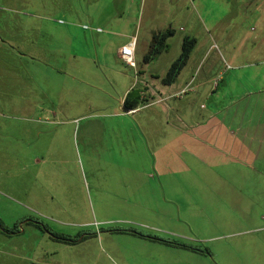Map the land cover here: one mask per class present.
Segmentation results:
<instances>
[{
  "label": "rangeland",
  "instance_id": "obj_1",
  "mask_svg": "<svg viewBox=\"0 0 264 264\" xmlns=\"http://www.w3.org/2000/svg\"><path fill=\"white\" fill-rule=\"evenodd\" d=\"M0 11L33 14L43 31L31 111L0 101V264H264V220L246 218L264 205V0H0ZM168 26V52L141 63L149 31ZM138 28L135 68L141 63L147 76H164L184 36L196 40L180 76L193 78V91L178 86L163 119L113 110L140 82L116 59L115 39L134 30L137 38ZM166 122L178 128L177 173L139 180L131 167L122 185L96 158L111 133L86 132L138 124L137 142L128 151L125 139L124 148L135 156L147 139L150 155L155 126ZM218 122L230 133L222 160L210 165L202 140ZM217 165L221 177L207 175ZM125 231L179 246L143 245Z\"/></svg>",
  "mask_w": 264,
  "mask_h": 264
},
{
  "label": "crops",
  "instance_id": "obj_2",
  "mask_svg": "<svg viewBox=\"0 0 264 264\" xmlns=\"http://www.w3.org/2000/svg\"><path fill=\"white\" fill-rule=\"evenodd\" d=\"M153 31L155 30H150L148 33V42L150 41L151 33ZM37 32L41 34L43 31L41 27H37L35 16L33 14H20L14 13L13 11L2 13V11H0V101L2 100L3 105L5 107L11 108L14 112L16 110L19 113L28 114L31 111L29 110L30 101L32 100V97L34 95V77L32 75L34 70V60L32 55L37 49V44L35 41ZM138 34L139 28L137 29L135 53L137 51L139 43ZM133 36L136 37L135 30L129 31L125 34H121V39H115V43L113 42L114 54L116 59L121 61L124 66H127L129 68L132 67L128 66L119 57L118 51L120 47L123 46ZM145 50L146 48L142 50L141 57ZM168 50L169 43L167 50L162 52L158 56H161L162 54L168 52ZM137 65L139 67L138 69H132L134 72V76L140 78V82H138V86L137 84H131L124 89L123 93L121 94L119 106L113 108V110L117 112V117L130 119L132 118V116L140 114L143 111L152 110L156 115H159L160 119H163V115L171 110V106L167 101L174 97L175 94L173 92L176 91L178 86H180V93L183 91L185 93L186 90L191 92L193 91L192 77L187 80L180 79V76L182 74L181 72L184 68L181 70L177 79L173 83L165 85L167 89L163 90L159 89V87L157 86V81L161 83L160 79L162 76L158 74H148L149 76H147L144 73V66L140 63H137ZM219 79L220 81H222L223 75H220ZM214 85V87H210V92H206L207 97L211 96L212 91H216L218 82ZM131 88H138L140 90V96L141 99L144 100V102L140 103L133 109H129L131 112H128L123 106V98ZM245 96V94H243L242 96L240 95V97L243 98ZM16 105L17 107H15ZM121 106L125 110L124 112H119ZM44 109H46V107H39L40 111ZM158 125L159 132L155 133L156 136H159L160 138H158V141H156L155 143V150H152L151 154L148 155L147 151L149 143L147 139H144L140 143L143 145L142 149L140 151L138 149V153L135 154V156H129V152L126 153V150L124 148V145L126 143H124L123 141L126 139V142H128L129 140L130 144L127 146L129 151L132 146L131 142H133V138L134 141L137 142L135 137H138V133L136 132L138 130V124L122 123L105 125L103 124L102 127H100L99 125L86 126V132L94 131L98 132L99 135L100 131L104 132L108 130L111 133L112 140L110 142L112 144H109L105 149L101 148V150L106 154L99 153L98 157L96 158L99 160L98 165L103 167V165L107 163L111 168H113V172L117 176L116 185H122L124 183L123 181L125 176H127V178H131V167L134 168V175L139 180H141L142 178H161L167 174L177 173L176 169L173 166V155H175L174 147L176 146V142L179 139L178 128L176 126L169 125L166 122V128L164 124L157 123L155 129L158 127ZM149 126L153 128L152 124H149ZM146 128L148 129V127ZM174 130L176 131L174 132ZM228 133L230 132L226 131L225 125L221 122L210 124L205 128L204 138L202 140L204 146L205 163H210V165H212V162L214 161V163L218 164L216 162V159L219 162L222 160V154H224L225 151L226 138ZM125 135H127L128 137ZM146 136H151V134H147ZM113 139L115 142L114 144ZM118 140L120 146L117 149L116 144ZM165 146L166 150L164 148ZM144 149L146 150L145 153ZM107 154L108 157H106ZM133 162L136 163L133 164ZM148 162L149 164H147ZM218 167L221 168L220 165H217L215 168L209 170V173L207 175L217 173V175L221 177V174H219L221 173V171H217L219 169ZM256 205L259 208V205ZM258 208H253L254 212L249 213L246 218L252 220V218L255 217L256 220H264V215L262 214L264 213V205L261 207V213L258 211ZM252 230L255 229L253 228ZM125 233L129 237L138 240L143 245L151 243L162 244L176 248L179 246L176 243H171L169 241L158 239L156 237L139 235L138 233H135L133 231H125ZM83 238H81V240ZM60 240L65 241L63 239ZM128 264L134 263L132 261ZM138 264L147 263L139 262Z\"/></svg>",
  "mask_w": 264,
  "mask_h": 264
},
{
  "label": "trees",
  "instance_id": "obj_3",
  "mask_svg": "<svg viewBox=\"0 0 264 264\" xmlns=\"http://www.w3.org/2000/svg\"><path fill=\"white\" fill-rule=\"evenodd\" d=\"M174 34L175 29L170 26L161 30L153 31L146 50L142 55L141 63H149L159 54L166 51L168 48V40ZM195 44L196 40L194 37L186 35L182 38L178 56L170 63L164 76L160 79L162 84L169 85L177 79L181 70L186 66ZM142 102H144V100L141 99L140 90L138 88H131L123 98V106L126 110L133 109ZM56 239L66 240L64 237H58ZM67 242L73 241L67 240Z\"/></svg>",
  "mask_w": 264,
  "mask_h": 264
},
{
  "label": "built area",
  "instance_id": "obj_4",
  "mask_svg": "<svg viewBox=\"0 0 264 264\" xmlns=\"http://www.w3.org/2000/svg\"><path fill=\"white\" fill-rule=\"evenodd\" d=\"M83 28L88 29L87 25H83ZM91 29V28H90ZM96 32H101V28H95ZM135 47H136V37H131L123 46L120 47L118 53L119 57L130 67L135 68V61H134V55H135ZM128 112H131L130 110H127Z\"/></svg>",
  "mask_w": 264,
  "mask_h": 264
}]
</instances>
